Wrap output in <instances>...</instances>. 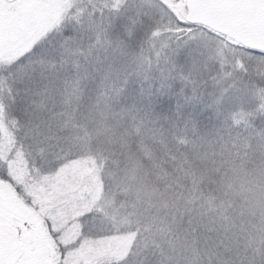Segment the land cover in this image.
<instances>
[{
    "label": "snow or ice",
    "instance_id": "6c2138e0",
    "mask_svg": "<svg viewBox=\"0 0 264 264\" xmlns=\"http://www.w3.org/2000/svg\"><path fill=\"white\" fill-rule=\"evenodd\" d=\"M0 264H264V0H0Z\"/></svg>",
    "mask_w": 264,
    "mask_h": 264
}]
</instances>
